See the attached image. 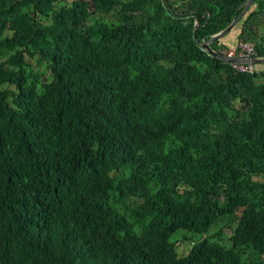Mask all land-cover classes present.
Returning <instances> with one entry per match:
<instances>
[{
	"label": "trees",
	"instance_id": "trees-1",
	"mask_svg": "<svg viewBox=\"0 0 264 264\" xmlns=\"http://www.w3.org/2000/svg\"><path fill=\"white\" fill-rule=\"evenodd\" d=\"M247 1L0 0V264H264V64L202 47Z\"/></svg>",
	"mask_w": 264,
	"mask_h": 264
},
{
	"label": "rangeland",
	"instance_id": "rangeland-1",
	"mask_svg": "<svg viewBox=\"0 0 264 264\" xmlns=\"http://www.w3.org/2000/svg\"><path fill=\"white\" fill-rule=\"evenodd\" d=\"M239 27H240V24L237 23L236 27L224 37V39H223L224 44H227L228 46H232V48L235 46H238V44L240 42V41H238V38H237ZM239 31H240V29H239ZM229 50H227V51H229ZM225 52L226 51H224L223 53H225ZM234 65H239V64H234ZM219 229H220V225L216 224V225L212 226L211 229L207 233H205L204 235L195 234V233H192L190 231L181 229L173 235L172 239L179 241L178 251H179V255L182 256V255L188 253V250L192 246V241L198 240V239L202 238L203 236L216 235L217 232L219 231ZM231 232H232V230H228L227 233L231 234ZM223 238L222 239H216V240H219L223 244L226 243V244L230 245L231 241L229 240V238L226 242L223 241Z\"/></svg>",
	"mask_w": 264,
	"mask_h": 264
},
{
	"label": "water",
	"instance_id": "water-1",
	"mask_svg": "<svg viewBox=\"0 0 264 264\" xmlns=\"http://www.w3.org/2000/svg\"><path fill=\"white\" fill-rule=\"evenodd\" d=\"M255 0H248L247 4L242 12V14L234 19V21L232 22V24L227 27L225 30H223L222 32H220L219 34L215 35L210 41L205 42L202 44V47L204 49H206L209 53L213 54L214 56L234 65V64H254V65H261L264 64V58H254L252 60H246V59H240V58H232L227 56L225 53L223 52H215L211 49L210 44L216 40H219L223 37H225L228 33H230L237 25L238 21L246 14V12L252 7V5L254 4Z\"/></svg>",
	"mask_w": 264,
	"mask_h": 264
},
{
	"label": "built area",
	"instance_id": "built-area-1",
	"mask_svg": "<svg viewBox=\"0 0 264 264\" xmlns=\"http://www.w3.org/2000/svg\"><path fill=\"white\" fill-rule=\"evenodd\" d=\"M225 54L232 58H240L246 60H252L257 57L255 46L249 42L240 41L238 46L231 48L229 51H226ZM236 69L242 72L253 73L255 70L254 64H239L233 65Z\"/></svg>",
	"mask_w": 264,
	"mask_h": 264
},
{
	"label": "crops",
	"instance_id": "crops-1",
	"mask_svg": "<svg viewBox=\"0 0 264 264\" xmlns=\"http://www.w3.org/2000/svg\"><path fill=\"white\" fill-rule=\"evenodd\" d=\"M239 29H240V27H239ZM239 29H238V34H239ZM263 65V64H262ZM261 68H264L263 66H260Z\"/></svg>",
	"mask_w": 264,
	"mask_h": 264
}]
</instances>
